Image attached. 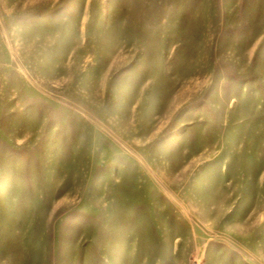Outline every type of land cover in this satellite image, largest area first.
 <instances>
[{"label": "rangeland", "instance_id": "obj_1", "mask_svg": "<svg viewBox=\"0 0 264 264\" xmlns=\"http://www.w3.org/2000/svg\"><path fill=\"white\" fill-rule=\"evenodd\" d=\"M0 264H264V0H0Z\"/></svg>", "mask_w": 264, "mask_h": 264}]
</instances>
